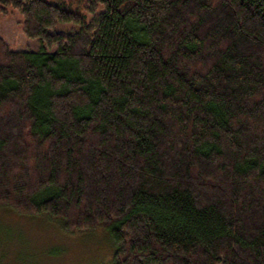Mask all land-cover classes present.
Segmentation results:
<instances>
[{
	"label": "trees",
	"instance_id": "obj_1",
	"mask_svg": "<svg viewBox=\"0 0 264 264\" xmlns=\"http://www.w3.org/2000/svg\"><path fill=\"white\" fill-rule=\"evenodd\" d=\"M10 10L38 47L0 36V210L107 228L110 264H264V0Z\"/></svg>",
	"mask_w": 264,
	"mask_h": 264
},
{
	"label": "rangeland",
	"instance_id": "obj_2",
	"mask_svg": "<svg viewBox=\"0 0 264 264\" xmlns=\"http://www.w3.org/2000/svg\"><path fill=\"white\" fill-rule=\"evenodd\" d=\"M16 10L0 13V36L13 49H35L38 40L22 30ZM63 31L73 25H61ZM114 243L107 228L70 234L44 217L20 216L0 210V264H110Z\"/></svg>",
	"mask_w": 264,
	"mask_h": 264
}]
</instances>
